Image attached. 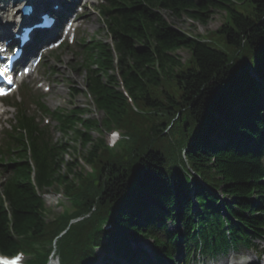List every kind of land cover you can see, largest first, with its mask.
Segmentation results:
<instances>
[{"label":"trees","instance_id":"16d2710c","mask_svg":"<svg viewBox=\"0 0 264 264\" xmlns=\"http://www.w3.org/2000/svg\"><path fill=\"white\" fill-rule=\"evenodd\" d=\"M110 8L106 16L117 40L124 87L138 111L121 86L115 54L98 44L89 50L87 86L102 120L84 119L82 110L56 115L63 136L72 133L85 155L77 157L74 149L75 160L67 162L68 143L51 145L45 131L20 116L10 155L16 152L21 161L9 168L11 176L0 187L3 255L22 251L35 256L33 264H44L56 241L60 264H96L97 247L106 253L103 264H139L134 244L151 237L158 253L169 256L148 228L164 211L172 219L177 198L187 229L195 223L183 174L188 167L233 197V218L250 227L263 224V217L251 214L264 211V144H259L264 138V0H117ZM216 11L225 13L224 23L207 41L176 30L165 15L202 23ZM181 50L189 53L188 61L177 55ZM113 130L123 134L115 151L105 140V132ZM92 133L100 138L93 141ZM222 139L230 140L223 149L217 145ZM200 187L195 197L202 209L200 225L224 227L220 210L207 204L216 199ZM48 190L62 191L71 211L52 214L42 198ZM254 194L260 196L258 208L249 202ZM76 219L81 220L70 224ZM106 222L114 229L104 231Z\"/></svg>","mask_w":264,"mask_h":264},{"label":"rangeland","instance_id":"374dc122","mask_svg":"<svg viewBox=\"0 0 264 264\" xmlns=\"http://www.w3.org/2000/svg\"><path fill=\"white\" fill-rule=\"evenodd\" d=\"M166 18L171 23V26L174 27L176 30L186 32L192 37H198L204 40H208L210 37L212 38V34L217 32V30L221 27V25L224 23L225 13L216 11L213 13L210 18L206 19L204 22L199 23L194 21L193 19H190L188 17H184L183 19H175L172 18L169 14L165 13ZM91 23L86 25V27L81 31L78 42L81 38L86 39L87 41H90L91 39H97V41H104L109 40L108 34L105 30V26L101 22V19L98 15H92L90 17ZM222 50H225L224 47H222ZM177 55L182 58L184 61H188L190 55L187 51L181 50L177 53ZM80 52H76L75 50L71 51H65L62 53V55L59 54H50L43 62L42 68L40 69L41 72H43V68L48 72H53L54 75H46V78H49L51 81V92L47 96H43V104L46 105L51 110L55 109H69V108H75L80 107L83 109H86L90 112V115H92L93 118L97 119L98 121H101L103 118V115L101 113H98L95 111V106L92 104L88 99V96L86 94V86H85V80H86V74L83 70H81L80 64H82L80 58ZM49 57H51L49 59ZM123 74V73H122ZM118 78L121 81V86L124 89V77L123 75H120L119 70H117ZM122 76V77H121ZM255 77V76H254ZM28 88L31 89L29 85L26 84ZM29 90V89H28ZM33 95L38 94L40 95V92H34V89L29 90ZM74 91H77L74 92ZM260 95H262L260 93ZM23 102H26V106L29 105L27 98H20ZM28 107V106H27ZM262 110H264V106L261 103ZM92 113V114H91ZM239 116H241L242 112H238ZM262 116V113H261ZM55 123H52V128L55 126ZM55 136L56 140L61 139V135H59L56 131L53 134ZM72 137V136H71ZM71 137L68 138L67 142L69 144V148H67L66 154L64 158L67 162H70L72 160H75L73 154L74 149H78L76 156L82 157L85 155L86 151L85 148H81L78 146V144H75L71 139ZM92 140H97L100 138V136L97 133L91 134ZM110 133H106V141L109 142ZM90 168H86L87 173H90ZM59 194L56 192H53L50 190L49 192L45 193L43 195V199L45 200V203L48 208L52 210V214H59L62 212L65 208L69 206V203L64 199L62 195V191H58ZM150 242L146 241L143 242L141 245L142 247H148ZM100 257L104 256V252L101 251L99 253ZM233 256V254H229L226 256L227 258ZM220 256L217 257L219 259H222ZM214 260V261H216ZM197 264H201L204 262L203 259L199 257H195L194 260ZM56 262V260H55ZM209 264H214V262L210 261Z\"/></svg>","mask_w":264,"mask_h":264},{"label":"bare ground","instance_id":"6f19581e","mask_svg":"<svg viewBox=\"0 0 264 264\" xmlns=\"http://www.w3.org/2000/svg\"><path fill=\"white\" fill-rule=\"evenodd\" d=\"M29 1L33 2V0H29ZM76 2H77V0H48V4L50 6L48 8V10H50L51 8L54 9L55 6H59V7L62 6V9L63 10H61V11L59 10V12H57V15L60 16V14H62L61 17L67 16V15H69V13L73 12L74 8L76 7V5H75ZM13 3H21V2H20V0H1L0 1V9H3L4 8V10L1 11L2 12V16L6 15L9 11H12L14 9V7H12V4ZM51 14H55L54 11H51ZM58 21H59V19L56 22V25L54 27V30H58V27H57ZM90 23H91V19H89L85 24L88 25ZM13 26H15V25H13ZM2 30L10 31L9 25L8 24H3L2 25V29H0V34L2 33ZM5 39L6 38H0V42L1 41H5ZM50 41L51 40L46 39L43 45L48 44ZM203 41H205V40H203ZM8 73H10V72H8ZM10 77H13V76L10 74ZM261 111H262V108H261ZM246 116L247 117H253V116H251L249 114H247ZM254 118L255 117H253V119ZM229 132L231 133L230 130H229ZM232 136H233V138L235 140H238V139L241 138V136L238 135L237 133L234 134V135H232ZM229 143H230V140H228V139L223 140L222 139V140H220V141L217 142V145H218V147H220V148L223 149L224 146H225V144H229ZM248 144L249 145H256L255 141H252V140H248ZM259 144H261V145L264 144V138H261L260 139ZM172 184H174V183H172ZM206 191L207 192H210V189H206ZM223 195H224V193L221 196L223 197ZM225 198L227 199V204L228 205L234 203L233 197L231 195H227ZM180 219H186L185 215L180 216ZM228 243H230V241ZM101 260H102V257H99V260L98 261H101ZM261 263L263 264L264 262L262 261Z\"/></svg>","mask_w":264,"mask_h":264},{"label":"snow or ice","instance_id":"6c2138e0","mask_svg":"<svg viewBox=\"0 0 264 264\" xmlns=\"http://www.w3.org/2000/svg\"><path fill=\"white\" fill-rule=\"evenodd\" d=\"M35 27L39 28L40 25L37 24V25H35ZM23 39H24V40H27V39H28L27 32H25V34H24V36H23ZM7 71H8L7 68L0 69V77L5 76V74L7 73ZM8 83H9V84L12 83L11 78L8 79ZM3 94H6V93H3ZM0 264H10V262H9V261H3V262H0ZM11 264H19V262H18V260H16V261H12Z\"/></svg>","mask_w":264,"mask_h":264}]
</instances>
